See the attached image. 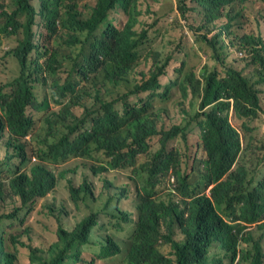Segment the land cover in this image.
<instances>
[{
  "label": "trees",
  "instance_id": "1",
  "mask_svg": "<svg viewBox=\"0 0 264 264\" xmlns=\"http://www.w3.org/2000/svg\"><path fill=\"white\" fill-rule=\"evenodd\" d=\"M142 1L149 3L145 11L140 7ZM150 1L96 0L86 15L76 0H38L37 7L32 0H12V12L0 11V32L6 37L22 35L11 52L19 64V75L0 84V144L9 134L6 146L14 150L9 160H20L14 169L8 168L5 179H1L0 162V202L7 197L21 202L15 213L0 205V264H19L25 250L29 253L25 264H98L97 261H112L122 254L124 258L116 264H264V175L259 168L264 164V140L253 141L252 136L246 138L228 125L224 114L230 104L225 102L218 103L206 115V126L190 118L185 125L159 127L156 101L166 102L178 90L177 82L162 86L161 77L166 76L174 59L167 57L162 62L160 58L183 43L152 46L140 60V49L148 45L150 32L148 28L139 32L137 26L143 25L141 18L149 10L156 15ZM187 1L178 0L182 18L188 11ZM248 1L239 0L244 10L250 7ZM189 3L194 10L203 8L206 22L214 23L222 18L221 10L234 7L236 0ZM118 10L126 17L123 27L110 19ZM37 17L53 39L51 47L36 40ZM225 17V29H229L230 12ZM188 27L199 29L200 24L190 16ZM156 33L155 30L153 34ZM232 36L217 50L215 42L209 43L216 68L204 67L201 76L189 69L184 71L186 62L182 61L176 70L182 76L179 87L205 84L203 106L232 98L237 118H255L258 100L251 85H264V40L251 34ZM229 53L239 58L230 60ZM186 57L188 60L189 56ZM142 60L152 67L148 75L135 81ZM238 62L242 65L238 66ZM220 66L223 74L217 70ZM62 67L69 68L64 85L57 80ZM49 81L56 88L62 107L46 118L43 131L34 128V118L28 111L49 106L47 100L38 104L36 92L38 85L45 88ZM83 94L91 100L83 101ZM143 94L146 96L142 97ZM132 98L136 101L132 102ZM74 107L84 110L81 118L72 112ZM193 124L201 128L205 157L199 163L203 170L179 172L176 152L169 145L177 141L184 158L190 159L189 133ZM243 129L252 133L246 124ZM33 130L40 138L36 157L29 156L24 141ZM153 138L159 139L160 148L145 163L143 156L150 154ZM250 152L258 161L253 168L248 164ZM33 158L37 162L27 171ZM73 159L98 160L99 165L92 168L95 176L125 170L143 179L136 218H132L128 203H122L131 191L109 197L100 210L93 187L84 181L69 191L70 201L75 207L89 202L91 212L68 228V213L61 210V218L57 219L58 240L41 247L35 244L32 231L27 229L23 233L26 236H21L16 227L28 223L27 215L34 205L48 196L54 185L49 167ZM171 171L177 176L174 195L169 200L159 199L156 187L160 178ZM105 181L112 186L109 180ZM24 211L26 216L19 219L18 213ZM101 215L111 217L107 224L101 223ZM129 224L133 228L123 248L115 235L125 232ZM97 230L103 231L96 233ZM160 241L168 244L163 252ZM88 254L92 257L90 262L86 259Z\"/></svg>",
  "mask_w": 264,
  "mask_h": 264
},
{
  "label": "rangeland",
  "instance_id": "2",
  "mask_svg": "<svg viewBox=\"0 0 264 264\" xmlns=\"http://www.w3.org/2000/svg\"><path fill=\"white\" fill-rule=\"evenodd\" d=\"M79 9L86 15L90 14L91 8L94 6L96 0H76ZM161 2L160 15H162L163 23L161 27L166 32L160 35H154L150 37V34L154 33L156 30V25H158V19L156 15H153L152 11L146 12L141 20L144 23L141 27L137 26L139 32L148 28L149 30V40L148 45L143 46L140 49V60L143 59L148 50L152 46L160 47L163 44H177L179 42L183 43L182 47L170 50L167 54L162 56L160 59L164 62L167 57H172L171 66L168 68L167 77L162 79L163 84L177 82L178 90H175L172 96H169L166 102L157 100L155 103L157 113L159 114V127L164 129H169L174 125H185L192 116L198 111V100L193 98L187 91V88L183 89L182 86L179 87L181 75L176 72L179 70V66L182 61L186 62L184 71L189 69L194 71L196 75L201 76V72L204 67L216 68L215 60L211 59L214 56V51L210 46V42H215L216 50L217 46L221 43H228L230 38H233L232 34L237 33L239 35L251 34L260 37L264 40V0H247L249 2V8L245 10L242 5H239V0H236V5L231 8H223L221 10L222 18L215 21L214 23H207L206 16L203 8L199 7L200 12L193 9L190 5V0L187 1L186 6L188 11L194 10L193 13L185 15L182 19L189 24V17L193 16L197 19L200 24L199 29L190 28L187 25V30L189 35L185 33V29L181 23L180 12L178 11V0H159ZM151 2V1H150ZM32 3L37 7L38 0H32ZM147 2L142 1L140 7L145 11ZM0 5L7 12H12L15 9L12 0H0ZM259 12V14L256 13ZM202 12V13H201ZM230 12V17L232 18L231 27L225 29L227 26L228 19L225 17L227 13ZM111 21L118 27H123L126 22V17L123 15L121 10L113 12L110 16ZM2 20H0V23ZM37 24L34 26V32L36 35V40L45 44L47 47L53 45V39L46 32L43 23L39 17L36 19ZM263 26L261 27V25ZM162 36V38H160ZM216 36V39H215ZM22 40V35L18 34L16 36L6 37L0 32V84H7L15 79L19 75V66L16 58L11 54V52L19 45ZM188 60H186V56ZM207 56L204 60L202 57ZM228 57L230 60H234L239 57H235L234 54L229 53ZM144 60H142L143 62ZM238 66L242 63L238 62ZM152 66L144 64L140 68V72L135 77V81H140L143 75H148ZM234 67V66H233ZM219 73L223 74L222 66L218 69ZM68 67H62L59 69L57 80L60 85H64L68 79ZM255 88L257 85H251ZM260 96L261 112L256 120L245 121L240 120L236 116L232 117V125L237 128L242 136L250 138L253 141L264 140V85L257 86ZM91 94L92 91L88 90ZM162 89L160 92H163ZM37 99L38 104L43 103L44 100L48 101L49 106L42 109H29V114L34 118L35 127L39 130H45L46 128V118L52 116L54 113L59 112L61 105L58 103L59 96L57 95L56 88L53 87L52 81H49L47 86L44 88L41 85L37 86ZM143 94L142 97H145ZM83 101H90L91 97L89 95H82ZM132 102L136 100L131 99ZM62 102H66V99H62ZM72 112L79 118L83 116L84 110L80 107L72 108ZM243 124H246L248 128L252 129V133L248 134L243 129ZM243 129V130H242ZM190 139V152L191 158H184L183 151L180 144L177 141H171L169 145L170 150L176 152L177 159V169L179 172L186 171L191 168H199L201 170V164L204 160V151L202 148L201 141V128L197 124L192 125V130L189 133ZM9 134H6V138L0 144V162L2 163V175L1 179H5L8 176V168L14 169L20 164V160L14 157L9 160L10 157L14 155L13 148L8 149L6 146ZM39 134L33 130L32 134L24 141L27 144V151L29 156L36 157V151L40 146ZM158 138H153L150 141V154L143 156L145 163L149 160L150 155L159 150L160 145L158 143ZM249 166L254 167L258 164L255 160L254 152H250ZM253 161V162H251ZM37 161L31 160L29 166L26 168L29 171L30 167ZM98 160L91 159H73L69 160L59 166L54 167V171L59 177L57 188L46 198L40 199L34 205L33 210L27 217H30V221L26 224L18 226L21 236L28 229L32 231V236L36 245L41 247H48L51 243L57 240V224L58 218L60 217V211L66 210L68 213L67 227H73L79 220L85 217L91 212L90 203L85 201L82 202L78 207H75L70 201V192L68 188L69 181L77 188L84 181L93 187V192L97 198V205L100 210L103 208V204L108 200L109 197H119L122 193L126 194L127 190L131 191L129 198L125 197L122 201L123 204L128 203V207L132 208L133 217L136 218V205L140 200V196L143 192V179H138L135 175H129L128 171H112L107 175L95 176L92 173V168L99 165ZM259 168L263 170L264 175V164L259 165ZM105 179L111 182L112 186H108ZM177 176L171 171L167 176L161 177L160 182L156 187L157 198L163 200L172 199L174 192L172 191L176 187ZM127 198V200H126ZM0 205L7 207L8 210H14L21 207V202L16 197H7L4 202H0ZM96 211V208L95 210ZM21 216H26L25 211L18 213V218ZM111 217H106L101 215L100 221L103 224H107ZM9 224L10 221L5 222ZM63 223V222H62ZM11 227L10 229H12ZM133 228L132 224L125 228V232H120L115 235V238L120 242L123 248H126V243L129 240V232ZM103 230H97L96 233L102 232ZM10 232L7 231V239H10ZM26 236V235H24ZM168 244L160 241V249L163 252ZM172 249V247H170ZM217 249V248H216ZM221 249V246L220 248ZM124 258V255L116 257L112 261H97L98 264H116ZM29 253L28 251H22L20 255L19 264H25L28 262ZM86 259L90 262L92 260L91 254H88ZM176 260V254L174 256V261ZM232 261V259H228Z\"/></svg>",
  "mask_w": 264,
  "mask_h": 264
},
{
  "label": "clouds",
  "instance_id": "3",
  "mask_svg": "<svg viewBox=\"0 0 264 264\" xmlns=\"http://www.w3.org/2000/svg\"><path fill=\"white\" fill-rule=\"evenodd\" d=\"M151 4L152 6L156 9V19H158V25H156V31H157V35H160V34H164L166 32H164L163 28L161 27L162 23H163V19H162V15H160V7H161V2L159 0H154L152 1L151 0ZM240 5V4H239ZM197 10V12H200V9L199 8H195ZM202 13V12H201ZM181 20V23L183 25V28L185 29V33L189 35V32L187 30V22L184 21L182 19V17L180 18ZM156 34H151L150 37H154V35ZM162 38V36L160 37ZM240 56H242V54L240 53L239 54ZM207 58V56H204L203 59L205 60ZM18 63V62H17ZM19 66V64H18ZM19 71H20V68H19ZM168 71V69L166 70ZM167 77V73H166V76H163L161 77V84L162 86H166L168 85L169 83H165L163 84L162 82V79ZM258 86V85H257ZM257 86L254 88L255 90V93H256V97H257V100H258V108H257V116L255 118H247V117H244L242 120H245V121H251V120H256L257 117H259V114L261 112V103H260V96H259V91H258V88ZM205 87L206 85H201V86H198V85H189L188 86V89L187 91L190 93V95L197 99L198 100V111L196 112V114L194 116H192L191 118L194 119L195 122H198V123H201L203 124L204 126H206V122H207V114L211 112V110L213 109V107H215L218 103H221V102H225V103H229L230 104V108L229 110L224 114V116L226 117L227 119V123L228 125H230L231 127L233 126L232 125V117L233 116H236L238 117V114L236 113L235 111V101L234 99H224V98H221L217 101H214L210 104H207L205 106H203V102H204V97H205ZM187 88V87H186ZM33 161L35 162L36 161V158H33ZM54 167L56 166H50L49 167V173L52 174V176L54 177V185L52 186V188L48 191V195H50L58 186V180H59V177L58 175L56 174V172L54 171ZM101 175V174H100ZM99 176V175H97ZM68 188H69V191L72 190L73 188H75V186L72 184L71 181H69V184H68ZM58 226L59 224H57V230H58ZM56 237H57V232H56ZM57 240H58V237H57Z\"/></svg>",
  "mask_w": 264,
  "mask_h": 264
},
{
  "label": "crops",
  "instance_id": "4",
  "mask_svg": "<svg viewBox=\"0 0 264 264\" xmlns=\"http://www.w3.org/2000/svg\"><path fill=\"white\" fill-rule=\"evenodd\" d=\"M257 118H258V117H257ZM257 118H256V119H257Z\"/></svg>",
  "mask_w": 264,
  "mask_h": 264
}]
</instances>
